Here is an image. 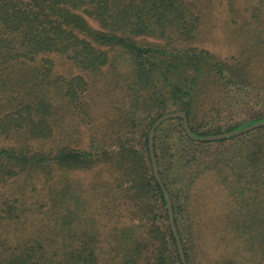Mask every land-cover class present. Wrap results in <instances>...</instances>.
I'll return each mask as SVG.
<instances>
[{"label": "trees", "instance_id": "16d2710c", "mask_svg": "<svg viewBox=\"0 0 264 264\" xmlns=\"http://www.w3.org/2000/svg\"><path fill=\"white\" fill-rule=\"evenodd\" d=\"M257 5L264 25V0ZM198 21L184 0H0V137L11 142L0 147V184L7 187L0 228L17 235L0 232V264H182L152 172V124L183 111L191 134L205 138L264 121L256 117L226 129L216 124L214 115L255 89L254 81L248 64L224 62L191 46ZM57 58L78 75L58 74ZM103 68L127 71L134 95L126 116L106 125L102 136L91 133L84 148L41 147L68 114L91 125L86 78ZM226 139L192 140L179 117L161 122L152 136L187 264H256L264 255V126L231 137L238 145L229 158L202 167L208 146ZM211 172L230 179L235 197H244L238 202L242 221L233 229L249 261L198 258L189 213L197 180ZM74 174L93 175L96 194L81 195ZM35 182L47 204L31 211L45 222L25 234L23 191ZM96 205L101 217L120 224L112 226V241L97 229Z\"/></svg>", "mask_w": 264, "mask_h": 264}, {"label": "rangeland", "instance_id": "374dc122", "mask_svg": "<svg viewBox=\"0 0 264 264\" xmlns=\"http://www.w3.org/2000/svg\"><path fill=\"white\" fill-rule=\"evenodd\" d=\"M184 1L190 12L199 20L196 39L191 46L203 49L224 62L241 61L248 64L251 78L254 81L255 89H246L242 96L233 97L219 115H214V118L218 120L216 124L226 129L256 117L264 118V25L260 18V20L256 18L260 14L257 0ZM54 63L58 74L71 76L79 73L60 58L55 59ZM119 70L117 74H112L109 69L103 68L99 73L87 76L89 87L84 101L88 103L87 108L89 113L91 112V125L68 114L54 129L53 138L41 147L51 149L60 143H65L71 147L84 148L89 144L91 133L96 132L102 136L107 131L106 125H110L114 120H122L126 116V111L130 110L129 101L134 91H131L133 87L129 83L126 69L120 68ZM217 98L214 97L213 101ZM227 139L208 146L207 159L202 163V167H210L215 160L221 157L229 158V153H232L238 144L234 139V141ZM10 144L9 140L0 137V147ZM198 167V165L192 167L190 173L196 171ZM93 179L91 174L71 175V180L80 185L78 188L81 195L96 192L93 190ZM6 188L0 184V201ZM41 189L42 184L35 182L33 187L28 186L23 191L27 197L25 204L29 207L26 213L27 219L24 218L26 222L28 221L23 227L25 234L34 232L38 225L45 222L44 215H37L31 211L38 205L47 204L44 200L47 196L43 197L45 194L44 191L41 192ZM234 194L235 189L231 180L217 177L212 172L197 180L189 214L194 228L193 243L200 260H214L224 255H237L235 257L240 261H249L250 255L244 251L242 237L236 236L233 229L235 221H242L244 212L240 209L238 202L244 197L241 195L237 199ZM97 206L96 213L99 210ZM98 213L100 216L95 219L98 221L97 229L105 239L112 241L109 237L113 233L112 226L120 224L115 225L109 216L101 217L100 210ZM101 223L103 227L100 226ZM50 229L53 233L54 227ZM5 230V226L0 228V232ZM6 232H8L6 235H16L11 230H6ZM109 244L112 243L105 240V246ZM203 253L206 255H202ZM254 260L256 264H264V255Z\"/></svg>", "mask_w": 264, "mask_h": 264}, {"label": "water", "instance_id": "95a60500", "mask_svg": "<svg viewBox=\"0 0 264 264\" xmlns=\"http://www.w3.org/2000/svg\"><path fill=\"white\" fill-rule=\"evenodd\" d=\"M172 117L181 118L184 131L188 137H190L192 140H195V141H204V142L235 137V136L241 135L242 133H245V132L251 131L253 129L264 126V122H259V123L253 124L251 126H248L242 130H237L235 132H226V133H221V134H217V135H213V136H209V137H205V138L194 137L191 134V132L189 130L186 114L183 111L166 113V114L162 115L161 117H159L152 124L151 130L148 134V149H149V155H150V160H151L152 172H153V176H154L157 184L159 185V187H160V189H161V191L165 197V200H166L169 226H170V229L172 231L173 237L175 239V243H176V247L178 250L180 260H181L182 264H187L186 260H185L184 253H183V249L181 247L180 239H179L175 224L173 223V214H172V205H171L170 196H169L168 192L166 191V189H165V187H164V185L160 179V176L158 174V171L156 168V161H155V157H154V149H153V145H152V136L155 132V129L160 125L161 122H163L164 120H166L168 118H172Z\"/></svg>", "mask_w": 264, "mask_h": 264}]
</instances>
